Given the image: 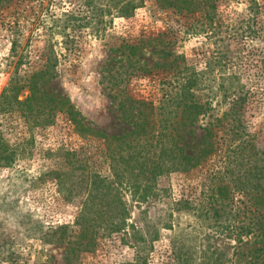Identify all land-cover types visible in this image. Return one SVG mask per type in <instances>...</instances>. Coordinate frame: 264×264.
<instances>
[{
	"label": "rangeland",
	"instance_id": "1",
	"mask_svg": "<svg viewBox=\"0 0 264 264\" xmlns=\"http://www.w3.org/2000/svg\"><path fill=\"white\" fill-rule=\"evenodd\" d=\"M123 1L0 0V94L14 74L33 73L49 55L55 56L56 77L48 83V90L69 99L98 133L81 136L62 114L54 124L32 130L17 113L1 115V130L18 155L12 165L0 166V264H67L69 249L77 241L75 236L63 238L58 228L77 229L88 175L98 172L121 182L113 174L105 139L131 132L133 127L119 110L111 87L122 84L136 98L155 103L162 93L161 77L153 71L134 74L140 66L165 60L160 47L145 45L132 61L128 59L125 44L144 34L168 32L164 36L173 39L172 44L163 46L173 53L169 59L184 55L196 69H204L223 47L227 57L215 71L237 72L246 102L237 129L230 134L224 127L217 130L224 141L221 154L234 157L237 153L231 144L250 136L264 146V36L243 35L249 31L250 0H218L214 8L209 7L214 13L212 21L200 9L178 13L162 7L158 0H130L129 12L122 14ZM257 1L264 15V0ZM203 24L206 30H199ZM61 25H72L67 28L68 37L56 32ZM20 59L22 64L17 63ZM27 94L24 90L20 98ZM232 106L221 103L214 113L224 118ZM198 123L193 133H186L189 153L193 152L190 146L194 148L202 139L198 126L204 122L200 119ZM215 167L205 162L187 173H167L159 180L162 191L158 197L141 203L130 191L125 192L129 209L125 229L99 230L88 250L79 253L78 264H129L137 260L138 249L149 264H168L175 240L182 241L194 256L202 245L220 252V264H233L235 242L228 236L227 224L217 226L214 219L203 222L195 210L176 208L182 199L192 205L200 203V192ZM58 173L72 187L71 198L59 192ZM241 196L236 195L232 207Z\"/></svg>",
	"mask_w": 264,
	"mask_h": 264
},
{
	"label": "trees",
	"instance_id": "2",
	"mask_svg": "<svg viewBox=\"0 0 264 264\" xmlns=\"http://www.w3.org/2000/svg\"><path fill=\"white\" fill-rule=\"evenodd\" d=\"M158 1L162 7L173 8L178 13L200 9L212 21L214 13L210 10L218 0ZM211 1H214L213 6L209 5ZM123 2L121 12L127 14L130 0ZM248 8L251 12L246 21L249 31L246 30L243 35L250 34L254 38L264 36L262 7L257 0H250ZM204 25L199 30H206ZM62 26L56 31L61 35L67 34L68 27L73 28L72 25ZM167 33L162 31L155 36L144 34L138 41L125 44L131 61L145 45L160 47L159 53L165 60L156 61L150 67L140 66L134 74L153 71L154 75L161 77L158 82L161 97L155 103L146 98H136L123 89L122 84L111 87L119 110L133 127L131 132L105 139L113 174L121 182L116 183L98 172L88 175L85 187L87 197L77 216V229L71 232L67 225L58 228L63 238L76 237L77 245L70 247L67 264H78L79 253L88 250L87 245L96 240L99 230L115 232L125 229L129 216L125 192L130 191L139 203L150 197L156 198L162 191L159 180L163 175L187 173L205 162L215 163L216 169L200 192V203L192 205L189 199H182L176 208L195 210L203 222L211 223L214 219L217 226L227 224L228 236L235 242L230 259L233 264H264V146L258 144L255 136H250L231 144V150L237 154L226 156L221 154L224 141L217 131L224 127L230 134L242 122L246 95L239 85L240 75L224 69L215 71V67L222 65L227 57L223 47L218 48L217 54L210 58L204 69L191 67L184 55L169 59L173 53L163 45L172 44L173 39L166 40L164 35ZM55 61L56 57L49 55L40 69L11 77L9 85L0 94V117L17 113L28 130H32L54 124L62 114L81 136L97 135L69 99L48 90V83L56 77ZM137 61L140 63L141 60ZM17 63L22 64V60ZM24 90L28 94L20 98ZM221 103L229 107L233 105L224 118L214 113ZM227 117L230 118L227 120ZM199 118L205 124L198 126L203 130L202 139L194 148L190 146L193 152L189 153L186 133L194 132ZM17 155V150L7 143L0 126V166L12 165ZM217 156H220L218 164ZM55 178L59 192L71 198L73 189L67 184L66 177L58 173ZM239 194L242 196L232 207ZM239 203H243V207ZM193 254L191 249H184L182 241L175 240L168 264H220L222 259L218 250L211 251L202 245L196 248V256ZM147 261L146 254L138 249L137 260L129 264H149Z\"/></svg>",
	"mask_w": 264,
	"mask_h": 264
}]
</instances>
